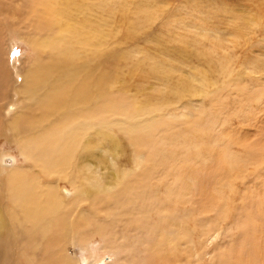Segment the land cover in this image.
<instances>
[{
	"label": "rangeland",
	"instance_id": "obj_1",
	"mask_svg": "<svg viewBox=\"0 0 264 264\" xmlns=\"http://www.w3.org/2000/svg\"><path fill=\"white\" fill-rule=\"evenodd\" d=\"M128 1L126 4L125 0H105L104 5L98 4L95 10H92V16L97 22L105 25L107 33L105 41L108 54L105 60L108 61L106 69L112 78L108 84L109 93L123 95L127 98L125 102L128 103L131 102L130 98H136L138 102L142 101L141 103H145L142 108L144 114L138 117L136 124H129L125 110L128 103L124 105L125 102L118 106L117 112H109L107 119L111 126L108 130L117 141L119 140L118 148L113 149L106 144L110 139L104 142L105 139L95 138V144L92 142L91 145L92 148L95 147L93 157L86 163L93 170L92 179L101 178L100 181L104 185H110V179L118 171L121 178L128 179L133 174L152 167L150 169L154 176L151 180L153 191L146 192L145 197L152 195L150 192H154L153 203L156 206L168 202L166 198L170 199V204L173 205L172 215L180 219L183 216L190 219L193 215L192 218L197 221L200 239L202 236L205 237L202 238L204 250L193 255L196 260L199 257L200 264H209L217 249L225 245L222 243L238 234L237 225L235 226L228 218L224 221L219 220L217 217L219 209L214 211L215 209L212 208L206 213L199 212L195 206L205 199L197 197L194 189L188 190L184 185L181 187L178 183V174L174 171L186 159L190 160L193 167L199 165V162L210 163L211 151L209 152L208 148L211 146L216 148L222 144L227 145V148L224 146L227 155L234 154L239 161L244 162L245 146L250 145L256 149L264 139L262 132L264 131V0ZM24 2L25 0H0V58L4 61L3 65L9 79L7 80L6 77L5 86L2 87L0 94L1 117L5 120L18 111L19 104L22 108L27 103V100L17 93V87L22 73L36 58L28 42L32 40H27L34 36L35 31L30 23L31 18L25 13ZM139 8L142 11L156 8L157 13L153 17L145 18V13L138 10ZM226 59L228 65L223 67V61ZM155 61L159 63L156 64L159 67L156 71L151 66ZM168 70L170 72H166ZM198 72L210 76L212 79L210 85L207 88H196L195 95L181 94L177 83L179 77H182L183 81L190 83L193 81L191 84L195 87L197 83H194L198 82L199 85L202 78L201 75L196 74ZM150 96L153 99L147 98ZM12 104L14 109L6 115L7 105L12 109ZM200 116L203 117L199 126L201 130L190 131L188 123L198 120ZM124 121L128 123V127L124 128L132 127V134L130 132L128 135L120 129L118 123L125 124ZM141 133H146L144 136H151L155 144L152 142L154 145L151 143L152 146L147 147L148 145L139 143L140 140L137 143L138 139L143 137ZM99 140H102L106 147ZM200 145L204 155L198 160L194 157L196 147ZM150 156L152 160L148 161ZM258 158L256 163L252 162L253 164L247 160L244 164L246 167L241 169V178H236L234 204L238 209L257 198L261 188L254 189V184H264L260 176L264 177V153ZM0 159V178L10 167H27L30 163L24 159L18 146L8 140V134L4 129L0 135ZM257 162L260 163L257 165ZM216 186H211L210 191ZM57 188L62 200H68L75 195V188L65 179L58 180ZM245 188L252 190L247 192L250 195L248 200L240 198ZM161 196L164 197V201ZM1 198L0 208L5 217L2 209L6 206L7 198L2 195ZM86 198L81 204L79 203L80 207H88L90 197ZM68 205L71 206L72 202ZM115 212L118 214L117 211ZM116 213L110 218L99 219V222L111 224L109 234L115 238L113 241L106 242L101 235L90 231L82 236L78 234L79 230H75V233L71 232L62 241V252L75 259L77 264H137L152 233L155 236L158 231L161 213L152 212V215L146 219L147 225L151 224L156 229L150 226L153 229L151 234L147 233V231L151 232V228H147V231L141 234H138L134 227L130 228L131 231L124 232L121 226L116 225ZM173 230L174 228L168 229L169 232ZM139 235L145 236L144 242H142L143 238L139 240ZM13 239L6 263L11 264L24 258L20 264L24 262L45 264L43 248L40 245L35 249L24 250L14 233ZM122 246L124 248H121ZM22 250L28 256L21 253L23 257H19L18 260V254ZM200 253L201 257L198 256ZM194 256L192 262L196 264ZM39 259L43 263L38 261Z\"/></svg>",
	"mask_w": 264,
	"mask_h": 264
},
{
	"label": "bare ground",
	"instance_id": "obj_2",
	"mask_svg": "<svg viewBox=\"0 0 264 264\" xmlns=\"http://www.w3.org/2000/svg\"><path fill=\"white\" fill-rule=\"evenodd\" d=\"M127 1L125 0L126 4ZM104 2L105 0H25L24 2L25 13L31 18L30 23L35 31L34 36L27 40H32L28 42L36 58L22 73L17 87V93L22 95L27 103L22 108L19 104L18 111L12 115L9 114L14 109V105L12 104V109L7 105L5 114L9 116L6 120L1 117L0 106V135L2 129L6 130L8 140L18 146L24 159L30 163L27 167H10L0 178V205L1 195L7 198L6 206L2 209L5 217L0 208V264H9L6 261L9 259V250L14 241L13 233L19 238V245L24 250L35 249L40 245L43 248L45 264H77L75 259L62 252V241L75 230H79L78 234L81 235L86 234L87 231L95 232L106 242L113 241L115 238L109 234L111 224L99 222V219L110 218L116 213L115 211L119 214L116 213V225L121 226L124 232L131 231L130 228L134 227L138 234L145 233L147 228L152 227L151 224L148 226L146 221L152 212L161 213L155 236L152 233V228L156 230L155 227L150 229L151 232L147 231L152 233V237L144 246L142 257L137 258L139 260L137 264H193L195 263L192 262L193 254L203 249L202 238L205 237L202 236L200 239L197 221L192 218L193 215L190 219L184 216L180 219L172 215L174 213L170 199L165 197L168 202L156 206L153 203L154 192H150L152 195L145 197L146 192L153 191L151 180L154 176L150 169L152 167H147L128 179L121 178L118 171L110 179V185H104L100 181L101 178L92 179L93 170L86 163L93 157L95 147H91L92 142L95 144V138L105 139L104 142L110 139L106 144L113 149L118 148L119 140L117 141L108 130L111 123L108 122L107 115L109 112H117L118 106L120 107L127 99L123 95L110 94L108 89L112 78L106 69L107 33L105 25L97 22L92 16V10H95L98 4L104 5ZM155 9L143 10L144 12L140 8L138 10L145 13L147 18L156 15ZM227 61V59L223 61V67L228 65ZM156 62L151 63L154 71L159 69L156 65L159 63ZM3 63L0 58V94L8 76ZM196 74L201 75L202 78L199 85L194 81V84L197 83L195 87H192V80L191 84L179 77L177 83L181 94L195 95L196 88H207L210 85L212 81L210 76L207 77L204 72ZM147 98L153 99L151 96ZM130 99V103L127 101L124 104L128 103L127 108L124 106L127 111L126 120L129 119V124H136L138 117L144 114L142 108L145 103L138 102L136 98ZM200 117L196 119L197 121L188 123L190 131L201 130L199 126L203 117ZM124 122L125 124L118 123L120 129L128 135L130 132L132 134V127L125 129L128 123ZM262 132L264 133L263 130ZM142 135L140 139L138 136L137 143L140 140L139 143L151 147L154 143L151 136H144L146 133ZM132 139L136 138L132 137ZM104 142L102 141L101 144L104 145ZM224 146L227 148L226 144L216 148L208 146L209 152L211 151L210 163L199 162V165L193 167L190 160L186 159L180 163V167L174 173L178 174V183L181 187L184 185L188 190L194 189L197 197L205 199L196 204L197 207L195 206L199 212L206 213L212 208L215 209L214 211L219 209L217 212L219 220L224 221L228 218L235 226L237 225L238 234L235 236L231 234L234 237L222 243L225 244L222 248H215L217 251L214 260L212 259L210 263L264 264V184H254V189L261 188L256 199L250 200L241 209L234 204L236 178H241V169L246 167L244 164L247 160L253 164L263 155L264 139L256 149L250 145L245 146L244 162L239 161L234 154L227 155ZM202 150L201 145L196 147L195 159L199 160L204 155ZM148 158H150L148 161L152 160V156ZM259 163L257 162V165ZM242 171L245 173L244 170ZM260 176L264 180L263 175ZM166 177L164 179L167 181ZM61 179L69 181L76 190L75 195L73 194L70 199L67 198L68 200H62L58 191L57 183ZM213 185L217 186L210 191ZM164 191L166 192L165 188ZM248 191L252 190L245 188L240 198L248 200L250 197ZM85 197L86 199L90 197L87 208L79 206ZM162 199L164 201V197ZM70 202H72L71 206L68 205ZM169 228L174 230L169 232ZM140 238H143L142 242H144L145 236H140L139 240ZM123 246L121 248H124ZM23 252L22 250L18 254L17 259L23 257L22 254L27 255ZM202 252L204 254V251ZM199 255L202 256L201 253ZM20 259L23 261L24 258ZM21 261L19 260V263L14 261L11 264H20ZM200 262L198 257L196 264Z\"/></svg>",
	"mask_w": 264,
	"mask_h": 264
}]
</instances>
